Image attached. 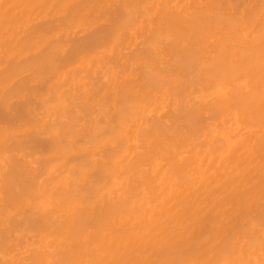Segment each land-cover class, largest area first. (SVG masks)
Here are the masks:
<instances>
[{
	"label": "bare ground",
	"instance_id": "bare-ground-1",
	"mask_svg": "<svg viewBox=\"0 0 264 264\" xmlns=\"http://www.w3.org/2000/svg\"><path fill=\"white\" fill-rule=\"evenodd\" d=\"M0 264H264V0H0Z\"/></svg>",
	"mask_w": 264,
	"mask_h": 264
}]
</instances>
